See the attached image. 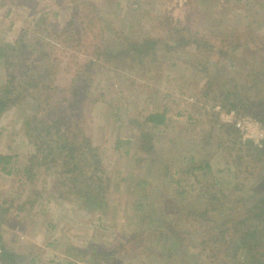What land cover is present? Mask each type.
<instances>
[{
    "label": "rangeland",
    "instance_id": "obj_1",
    "mask_svg": "<svg viewBox=\"0 0 264 264\" xmlns=\"http://www.w3.org/2000/svg\"><path fill=\"white\" fill-rule=\"evenodd\" d=\"M82 2L95 8L82 19L95 34L86 36L89 31L83 30L66 38L62 30L73 17L75 4ZM42 14L47 20L40 37L54 47L44 64L50 62L48 58L55 62L51 69L55 85L64 87L76 78V84L83 81L88 87L77 105L62 104L68 113L53 109L58 107L56 101L53 108H35L26 98L23 104L28 111L15 106L0 117V156H11L0 165V237L16 254L10 264H199L207 252L197 239L207 223L197 212L210 208L198 199L200 192L210 187L223 190L231 207L240 208L238 196L249 206L248 196L264 182V157L238 150L248 140L264 139V124L256 115L261 106L253 103L249 109L228 110L214 97L220 86L246 84L242 86L245 102L264 98V86L249 88L251 72L264 74V52L261 62L251 63L252 51L256 43H264V37H255L250 47L232 45L229 52L239 47L221 58L210 48L200 52L187 44L194 38L179 30L195 17L201 30L212 29L220 36L230 33L231 40L248 45L252 41L245 34L247 25L253 19L264 24V8L256 0H0V42L12 43L26 30L34 33ZM95 22L100 26L95 28ZM54 29L57 35L50 37ZM117 33L126 35L129 52L116 45ZM151 38L158 39L157 52L146 43ZM82 42L85 46L79 50ZM93 45L109 50L90 66L88 61L96 59L87 53L93 52ZM141 47L146 57L131 61ZM6 78L0 65V85ZM208 78L211 85L206 84ZM66 91L71 94L69 88ZM151 111H165L166 123H145ZM232 111L235 119L252 125L254 138H245L234 125L239 144L233 145L231 137L220 132V126L225 130L233 124ZM56 114L64 115L70 125L69 132H61L52 143L58 165L64 155L73 156L72 135L78 128L79 140L88 138L86 155L83 150L75 155L78 186L69 180L62 186L68 174L59 175L58 165L51 162L48 167L33 166L34 178L26 171L37 153L26 119H48L40 135L50 130L52 140L58 136ZM143 131L150 133V139L141 136ZM254 141L256 148L263 147V142ZM77 142L84 146V141ZM88 144L95 154L88 151ZM86 193L94 194L100 208L79 199ZM189 209L194 214L188 216ZM226 213L222 208L213 214L222 218Z\"/></svg>",
    "mask_w": 264,
    "mask_h": 264
},
{
    "label": "trees",
    "instance_id": "obj_2",
    "mask_svg": "<svg viewBox=\"0 0 264 264\" xmlns=\"http://www.w3.org/2000/svg\"><path fill=\"white\" fill-rule=\"evenodd\" d=\"M259 8H264V0H256ZM91 11L94 12L95 8L93 4L84 3L82 4H75V10L73 17L69 21L68 25L62 30L63 36H66V38H72L76 33L81 35V31H89L86 33L91 34L95 31L91 30L90 26L84 25L82 23V19L84 16L90 15ZM255 12V11H254ZM260 14V13H258ZM261 15L258 16L260 18ZM193 17L191 20L192 22L186 23L182 26V30L179 31H186L188 36L191 38H194L193 40H187V44L191 43L193 44L197 49L200 50V52L203 51V48H210L211 53H219L221 58H226L229 53L232 51H235L237 48L228 51L229 48L232 47V45L238 44L240 46H251L252 44L256 43L255 40H260V38L264 37V24L259 22L257 19L256 22L254 19L249 21L247 25V31H245V34H247V37L249 38L250 42L247 45V42L243 40H238L235 38L234 40H231L230 33H227L226 36H220L216 34V31L213 32V30H201V26L198 23H194ZM264 19V17H263ZM261 19V20H263ZM47 20V17L42 14L38 17V19L35 21V27L33 29L34 33L30 34L28 31H24L14 42H0V65L7 71V78L0 85V117L11 107H20L25 112L28 111L27 105L23 104V102H27L26 98L30 99L32 101V105L35 108H42L44 105H48L47 107L53 108L52 103L56 101V104H58V107L53 108L57 109V111L66 112L67 108H63L62 104L65 105V103H68L71 105L73 103L74 105H77V103H80L82 101V96L85 97L84 94H87V87L88 85H84L83 81L76 84V81H73L75 79H72L71 81H68L66 86H58L55 85L54 82L55 76L53 74L52 68L56 67L55 62L50 59V62H47V64H44V59L47 58V55L49 54L54 48L49 44V42H45V38H41L40 35V27L42 24L45 23ZM88 23V22H87ZM100 26L99 23L95 22V28ZM169 30L174 31V27H171ZM55 32L50 33V37L55 35L57 32L54 29ZM207 32V33H205ZM57 35V34H56ZM55 35V37H56ZM225 38L228 41H225ZM79 39V38H78ZM86 39V38H85ZM84 39V40H85ZM127 39L125 34L117 33L116 35V45L122 46L124 49H126L128 52L130 51L129 46L125 40ZM73 40V39H72ZM83 40V42H84ZM125 41V42H124ZM180 42L181 40H177ZM81 44V48L85 45ZM87 42V39L85 40ZM65 43H67V40L65 39ZM149 46V48H152L154 52H157L158 49V39L157 38H151L149 41L146 42ZM183 43V42H182ZM241 43V44H240ZM80 44V43H79ZM218 44V46H217ZM257 48L252 51L255 58L251 59V63L254 65L255 63L261 62V56L264 52V43L259 42L256 43ZM76 45V44H73ZM90 45V44H89ZM147 46V47H148ZM96 46L93 45V48ZM226 47V48H223ZM248 47V48H249ZM46 48H50V50H46ZM250 49V48H249ZM103 50L107 51L109 49H102L99 47H96L93 52H87L94 55L96 58L91 59L88 61V64L90 66H94L96 61L101 59V57L104 55ZM145 47H141L138 49V52L130 57L131 61L141 62L144 57H146V54L144 52ZM85 51V49H84ZM87 51V50H86ZM249 51V50H247ZM243 55L245 56V50H243ZM264 54V53H263ZM139 55V56H138ZM138 56V58H137ZM247 56L243 57V60H247ZM264 59V57H263ZM249 62L246 61L244 64H248ZM249 65V64H248ZM204 69V68H203ZM207 72L208 70H205ZM218 71V70H217ZM251 71V70H250ZM207 74V73H206ZM251 75V84L249 85L250 89L253 88H260L261 86H264V74L261 72H257V70H254L250 73ZM261 76L263 78H261ZM45 79H47L46 84H44L42 81L45 82ZM89 79V78H88ZM77 80V79H76ZM81 83V86H80ZM206 84H212V81L210 78L207 79ZM243 87L246 86V84H241ZM242 86H239L237 84H233L230 87L226 86H220L219 87V94H215L214 97L216 102L222 103L223 107L227 108L228 110L235 109L239 110L240 107L244 106L245 108L252 107L253 103H256V106H261L260 110H258V113L256 115L259 117V119L264 124V98H261L258 100H253V102H250L249 104L245 102L244 97H242ZM71 90V94H69V91L67 92V89ZM59 92L60 95H56V93ZM52 98V99H51ZM50 101V102H49ZM31 106V104H30ZM81 110V109H79ZM43 115V114H42ZM75 120L77 121V115L73 116ZM54 119V118H50ZM167 115L165 111H151V114H149L147 117H145V123H151L153 125H163L166 123ZM43 121H45L46 126L48 125V119H42V117L36 121L35 118L29 119V117L26 119L25 124L27 125L28 131L33 138V142L36 145L37 153L33 155L31 161L32 166L27 167L26 171L29 176L34 178L35 176L32 175V167L33 166H41L42 164L49 166L50 162L54 165H58L57 163V156L55 153L56 146H54L52 143L58 141L60 138L61 132H69V119H67L62 114H56L54 121L59 125L57 128V139H50V135H52L48 130L46 134L40 135V131L44 130L43 127ZM53 126V125H52ZM225 130L223 129V126H220V132L226 133L227 137H231V142L234 144H239L238 142V136L236 135L237 129L235 126L229 125L224 126ZM80 128L76 130V133H74L73 136V144L76 145L75 149H72L74 151L73 156H69V154L64 155L65 158L62 160L61 164L58 165V171L59 175L64 173L68 174V179H64L63 182H61L62 186H67L66 184L69 183L67 180L70 181V184H73L75 186L77 185V174H75L76 164L78 159L75 158V155L82 154L86 155L87 149V142L88 138L85 136L82 138V140H79V137L77 136L82 132L79 133ZM34 132V136L33 133ZM145 139H150V133L149 132H142ZM152 138V134H151ZM83 143L84 146L79 143ZM246 142V141H245ZM244 142V143H245ZM67 143V142H65ZM243 143V144H244ZM78 144V145H77ZM253 141H249L245 143V145H240L238 150L244 152H247L249 155L255 156L257 158L264 157V141H263V147L262 148H256L255 145H253ZM69 145V142L68 144ZM89 152L91 154H95L94 149L90 147V144H88ZM154 145L151 144V150H153ZM71 151V152H72ZM239 158H243L241 153H238ZM11 156H0V165L6 160L9 161ZM74 161V164L72 163ZM98 162V161H97ZM72 164V166H71ZM236 165V164H235ZM73 167V168H72ZM4 169V168H3ZM239 170L238 165L235 166V173H237ZM9 172V170L7 171ZM74 172L73 174H71ZM91 174H89V177ZM96 176V174H95ZM97 178V176H96ZM101 178V177H100ZM259 186V187H258ZM258 187V188H257ZM67 189H70V186L68 185ZM229 193V192H228ZM78 194H81L80 192ZM88 194V193H86ZM206 200L204 201V196H206ZM79 199L84 201L83 203H88L91 206L99 207L102 203L98 202L97 199H95L94 194H88L87 196H81ZM198 199L200 201H203L206 203L210 208H205L201 210L200 212H197V215H199L201 218H204L203 222L207 223V227L204 226L201 231V238L197 239L198 245H200L201 250H203L204 253L207 252L203 257H200L198 259L199 264H206L205 261H209L213 264H264V182L256 185V188L253 191V194L248 196V202L249 206H246L245 199H242L241 196H238L237 204L243 203L240 205V208H234L231 207L232 204H230L231 200L230 197L227 195V193L223 190H220V192H215L211 187L208 188L205 192H200L198 195ZM245 202V203H244ZM238 206V205H237ZM222 208L227 209V213L224 214L222 218H217L213 213L216 211H221ZM194 214L192 210H188V216ZM1 237H0V263L6 262L11 263L12 260H16V254L15 252L7 249L4 244L1 243ZM211 254V255H210ZM207 256V258H206ZM229 258V259H228ZM229 260V262L227 261ZM16 264V262L14 263Z\"/></svg>",
    "mask_w": 264,
    "mask_h": 264
},
{
    "label": "built area",
    "instance_id": "obj_3",
    "mask_svg": "<svg viewBox=\"0 0 264 264\" xmlns=\"http://www.w3.org/2000/svg\"><path fill=\"white\" fill-rule=\"evenodd\" d=\"M229 115L234 118V112L233 111L230 112ZM232 123H233V125H235L237 127V129H239L243 133V135H244L245 138L246 137H248V138H250V137H253L254 138L255 137L254 136V129H253L252 125L249 124V122H247V120L242 119V118L239 117V118H236V119L234 118V120L232 121ZM255 128L256 129L257 128L259 129L260 127L259 126H256ZM248 133H251V135H249ZM261 133L264 134V128H261ZM253 138H252V140H253ZM262 138H263V135L261 136V139ZM263 141H264V139H262L261 142L257 139L254 142H258L260 145H262L261 143Z\"/></svg>",
    "mask_w": 264,
    "mask_h": 264
}]
</instances>
